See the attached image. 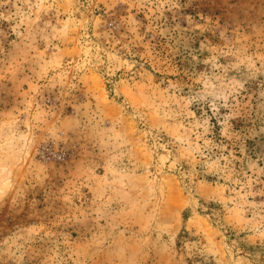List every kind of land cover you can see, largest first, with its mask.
I'll return each mask as SVG.
<instances>
[{
	"label": "rangeland",
	"instance_id": "1",
	"mask_svg": "<svg viewBox=\"0 0 264 264\" xmlns=\"http://www.w3.org/2000/svg\"><path fill=\"white\" fill-rule=\"evenodd\" d=\"M0 264H264V0H0Z\"/></svg>",
	"mask_w": 264,
	"mask_h": 264
}]
</instances>
